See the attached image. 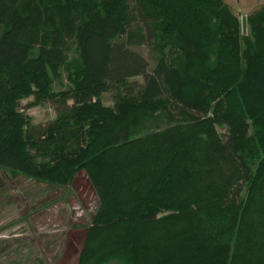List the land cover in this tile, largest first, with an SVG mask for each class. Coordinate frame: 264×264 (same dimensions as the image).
Masks as SVG:
<instances>
[{"label": "trees", "instance_id": "trees-1", "mask_svg": "<svg viewBox=\"0 0 264 264\" xmlns=\"http://www.w3.org/2000/svg\"><path fill=\"white\" fill-rule=\"evenodd\" d=\"M246 22L225 0H0V170L85 172L76 264H264V5Z\"/></svg>", "mask_w": 264, "mask_h": 264}, {"label": "rangeland", "instance_id": "rangeland-1", "mask_svg": "<svg viewBox=\"0 0 264 264\" xmlns=\"http://www.w3.org/2000/svg\"><path fill=\"white\" fill-rule=\"evenodd\" d=\"M225 2L239 18L241 34L248 32L247 15L264 5V0ZM135 49L153 65L149 47ZM60 71L55 89L67 83L63 69ZM136 79L141 81V77ZM32 101L29 96L21 100V105ZM102 101L112 105L111 93L104 92ZM25 112L34 123L55 117L47 102L25 107ZM217 130L223 132L225 128L219 126ZM97 204V195L84 171L78 172L71 184L57 187L0 170V264H76Z\"/></svg>", "mask_w": 264, "mask_h": 264}]
</instances>
